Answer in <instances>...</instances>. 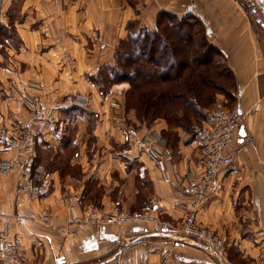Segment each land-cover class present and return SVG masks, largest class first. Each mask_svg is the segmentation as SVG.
Instances as JSON below:
<instances>
[{"label":"crops","instance_id":"obj_1","mask_svg":"<svg viewBox=\"0 0 264 264\" xmlns=\"http://www.w3.org/2000/svg\"><path fill=\"white\" fill-rule=\"evenodd\" d=\"M10 2L4 0V7L1 4L0 19L7 18L5 9ZM246 3L240 0H74L69 3L24 0L19 8L21 17L14 23L18 47H5L12 64L2 56L0 43V124L24 119L21 96L95 92L87 76L113 61L117 44L128 33L126 24L134 21L154 29L158 13L169 12L178 17L190 14L198 18L204 25L207 40L225 55L237 78L236 102L243 115L240 135L252 139L235 141L230 148L234 163L220 175L216 193L196 213L198 222L224 240L222 259L190 240L165 246L162 235L147 221L121 228L83 227L80 236L64 238L42 226L36 218L40 203L53 205L59 212L64 210L62 194L73 187L67 184L61 187L58 171L45 169L51 179L49 194L33 199L16 196L18 169L0 177V227L5 219L16 222L15 232L24 236L27 252L37 263L159 264L164 249L179 264L256 263L264 248V33L258 31L252 20L254 8L250 9ZM127 86L124 82L113 86L112 94L116 96L113 102L120 99ZM256 105L258 108L254 110ZM116 122L110 129L112 135L102 132L100 136L121 145L126 134L122 133L120 122ZM166 129L164 120H156L147 128L160 134ZM57 141L52 136H43L38 142V152L50 145L55 147ZM161 143L171 168L181 173L201 170L197 138H189L177 128L174 144L164 138ZM98 153L101 156L94 155L90 162L83 160V167L87 177L93 175L97 184L112 185L111 193L105 187L100 197L105 208L114 204L131 206L137 204L138 198L140 203L143 196H149L157 202L156 214L172 224L180 223L192 212L193 197L165 182L145 156H139L132 148L103 149ZM4 158L7 154L0 151V160ZM60 258L61 263L57 261Z\"/></svg>","mask_w":264,"mask_h":264},{"label":"built area","instance_id":"obj_2","mask_svg":"<svg viewBox=\"0 0 264 264\" xmlns=\"http://www.w3.org/2000/svg\"><path fill=\"white\" fill-rule=\"evenodd\" d=\"M26 117L21 125H0V144L2 151L9 154L7 159L0 162V173L7 175L19 170V178L15 187L18 197L27 199L39 198L47 193L50 176L41 165H37L36 143L43 136L58 138L62 134V121L59 115L61 100L44 104L42 99L24 98ZM68 105H85L86 98L77 96L67 97ZM257 105L254 107L256 110ZM208 117L199 127L198 147L202 168L199 172L186 170L179 172L171 168L161 147L159 137L148 134H135L132 149L139 156L148 158L159 171L161 178L193 197V210L177 225L160 222L153 214L155 202L149 199L144 204V213L129 212L114 204L108 210L93 204H82L77 193L63 192L62 205L65 215L58 216L52 207H43L36 215L37 220L47 227H55L63 236L79 235L81 227H123L136 221L151 222L162 235L165 246L190 240L196 245L209 249L217 257L223 258L225 242L215 231L197 221L196 213L201 210L209 197L215 194L220 182V175L235 161L230 148L240 138L250 142L252 139L240 135L242 112L238 105L229 106L226 100L214 102L208 110ZM0 264H32L26 257L25 239L20 234H13L10 223L6 222L0 229ZM159 264H179L171 257L168 249H164ZM255 264H264V248Z\"/></svg>","mask_w":264,"mask_h":264},{"label":"rangeland","instance_id":"obj_3","mask_svg":"<svg viewBox=\"0 0 264 264\" xmlns=\"http://www.w3.org/2000/svg\"><path fill=\"white\" fill-rule=\"evenodd\" d=\"M68 3L69 2H74V0H66ZM241 3L247 2L246 4L249 5L250 9L253 7L254 8V15H252V20L256 24V27L258 31H262L264 33V16L262 14V10L259 5L258 0H240ZM4 7V0H0V7ZM24 0H11L9 3V6L6 11V16L7 18L5 19H0V20H5L6 24L0 23V43H2L1 47V53L2 56L6 59H8L9 63L12 64L11 58H10V53L5 49V47H13L16 48L18 47V35L15 29V21L21 17L19 8L23 6ZM158 16V15H157ZM185 16H191L190 14L188 15H183L179 17H185ZM250 16V14H249ZM156 22L157 18L155 21V28H156ZM165 26H168L169 21L165 20L163 21ZM199 25H197L198 27ZM127 27V36L131 33L137 34L141 31V28H146L143 26H139L138 23L134 21H129L126 24ZM124 39V40H125ZM207 39V36H206ZM121 40L114 52L113 56V61L103 64L99 66L97 72L95 74H91L87 76V80L89 83H91L95 87V92H77V93H63V94H56L55 97H52L48 94L46 95H26V96H21V101L22 105L24 107L25 111V117H26V104L24 103V98L27 99H35V97L42 99L44 104H49L51 101L55 100H61L62 106L64 107L63 109L60 110V117L62 121V134L60 137L56 138L58 139V145L55 147L53 145H50L46 148H42L41 150H37L38 152V160L45 165L49 170L52 171H58L59 179L61 181V187L65 184L68 186H72L73 190H71L72 193H77L79 195V198L81 201H85L84 204H93L96 206L101 207L103 210H108L110 209L111 205L109 207L105 208L106 206L103 204H100V197L102 193L104 192L103 188L107 187V191H110L112 189V185L110 186H103L97 184V180L94 179L93 175L88 176V172H85V162L83 160H86L87 162H90L92 159H94V155L101 156L100 153L103 149H108V150H116V149H122V148H129L131 149L132 143H133V138L135 134L138 135H143V134H148L151 137H159L160 140L163 138L168 142V140L171 142L170 144H174L175 137L177 134V127H175L174 124H168L166 120L163 118H158L155 119L151 122H147V120H142L140 119L141 117H137V113L135 112L134 109L131 107H128V105H132V97L131 94L127 96L128 94V88H129V83L126 81H120V82H113L111 81V70L110 68L114 67L116 70H123L122 65L124 63V59H122L121 56H119V51L124 50V51H131L134 52L135 48H137V43L133 44L131 42H125L122 44ZM11 45V46H10ZM11 47V48H12ZM12 48V49H13ZM225 56V55H224ZM217 60L221 61L222 64L229 65L226 57L225 60L219 59L218 57H215ZM10 59V60H9ZM228 63V64H227ZM133 65V66H132ZM112 66V67H111ZM135 68V61L131 60V68ZM130 70V67L127 69ZM223 70V69H222ZM216 79V78H215ZM234 81L236 82L237 85V78L234 75V78L231 79L230 77H221L216 80L218 83L219 89H215L213 87H208L207 91L211 92V95L213 96L212 102L207 104L205 107H203V110H205V116H197L195 118H192L189 126V130H183L185 133L190 137V135H194L193 138L198 139V133L196 131V127H199L203 124V122L207 119L208 117V110L212 107L214 102L218 100H225L229 99L228 96L229 94L237 95V90L232 93L234 90ZM127 83L128 86L126 89H123L122 95L120 96L119 100H116L113 102L114 98L112 94V88L114 85L119 84V83ZM231 92V93H230ZM71 96L72 98H75L77 96L85 97L86 98V104L85 105H78V104H71L68 105V101L65 102L66 98ZM93 96V98H92ZM119 101V102H117ZM231 105L234 104L233 100L229 101ZM107 103V105H105ZM237 103V102H236ZM235 103V104H236ZM101 108V109H100ZM203 112V114H204ZM101 115H106L105 119L101 118ZM191 116V115H190ZM24 117V119H25ZM24 119L15 122H12L11 124H0L2 126H17L21 125ZM118 119V120H116ZM103 120V121H102ZM149 120V119H148ZM156 120H164L167 125V129L163 131L164 133H156L154 131H148L147 128L150 127ZM243 120V118H242ZM101 121V122H99ZM106 121V124L103 122ZM116 121L120 122V127L122 133L126 134L125 135V143L118 145L117 143L114 142L112 139H106L103 140L100 135L101 133H107L109 136L112 133L110 132V129L113 128V124H117ZM139 124V125H137ZM141 127L143 129H141ZM146 127V128H144ZM108 129V130H107ZM130 138V141H129ZM168 138V139H167ZM162 144V143H161ZM2 146L0 144V151H2ZM5 153V152H3ZM7 154V153H5ZM36 155V157H37ZM9 157V154H7V158ZM4 158V159H7ZM4 159H1L0 162ZM126 160H128V157H126ZM37 159L35 160V162ZM40 162H37V165H41ZM47 170V169H46ZM12 173V172H11ZM9 173V174H11ZM7 175H3L0 173V177H6ZM51 182V181H50ZM51 184L48 187L47 193H45L43 196L46 194H49V188ZM106 191V190H105ZM111 193V191H110ZM16 194V193H15ZM17 196V195H16ZM41 196V197H43ZM18 197V196H17ZM142 197V196H139ZM20 198V197H18ZM23 198V196H22ZM149 199H152L155 202V208H156V200L154 197H149V196H143L141 198V202L138 203L139 198L137 199V204H133L131 206H126L124 207L123 205H118L119 207H122L129 212H137V213H144V204L147 202ZM41 206L38 208L40 211L43 207H52L55 209V214L58 216L60 215L61 217L65 215L64 210L60 211L57 209V207L50 205V204H43L40 203ZM142 206V207H141ZM131 207V208H130ZM153 211V214L157 217V220L160 222H166L171 225H177L172 224V222L160 218L157 214L156 211ZM134 209V210H133ZM37 211V212H39ZM18 221V220H15ZM39 221V220H38ZM183 221V220H182ZM9 222L13 234H19L15 232V223L11 219H5L2 221V225L0 227L3 228L5 223ZM136 222H143L141 221H136ZM136 222H131V223H136ZM41 224V223H40ZM130 224V223H127ZM179 224V223H178ZM202 224V223H201ZM44 226L43 224H41ZM126 225V224H125ZM124 225V226H125ZM206 226V225H205ZM46 228H51L55 232L56 229L55 227H47ZM83 228V227H81ZM80 228V231L82 230ZM154 231H158V229L153 225L152 226ZM159 232V231H158ZM58 233V232H57ZM160 233V232H159ZM60 234V233H58ZM22 235V234H20ZM61 235V234H60ZM23 236V235H22ZM64 238H67L69 236H63ZM80 236V232L79 235ZM75 236V237H78ZM24 237V236H23ZM25 239V238H24ZM26 242V240H25ZM26 246V243H25ZM26 257L32 264H41L40 262H36L35 258L31 257L29 253L27 252L26 248ZM59 263H61L59 260H57Z\"/></svg>","mask_w":264,"mask_h":264},{"label":"trees","instance_id":"obj_4","mask_svg":"<svg viewBox=\"0 0 264 264\" xmlns=\"http://www.w3.org/2000/svg\"><path fill=\"white\" fill-rule=\"evenodd\" d=\"M165 20L169 21L168 26L163 23ZM125 42L137 43V48L134 52L119 51L124 59L123 70L111 66V81L129 83L127 96L131 94L133 103L128 107L147 122L163 118L188 131L192 118L204 117L203 107L212 102L211 92L205 89L218 90L217 79L234 78L230 66L215 58L226 62L224 54L206 39L204 25L195 16L159 12L156 28H141L137 34L130 33L122 44ZM131 60L135 61V68H131ZM235 90L234 81L232 93ZM228 98V105L234 106L236 95L229 94ZM37 146L38 143L36 154Z\"/></svg>","mask_w":264,"mask_h":264},{"label":"water","instance_id":"obj_5","mask_svg":"<svg viewBox=\"0 0 264 264\" xmlns=\"http://www.w3.org/2000/svg\"><path fill=\"white\" fill-rule=\"evenodd\" d=\"M258 1H259L260 8H261V10H262V14H263V16H264V0H258ZM241 134H242V132H241ZM242 136H243V134H242ZM62 260H63L62 258L59 259L60 262H61Z\"/></svg>","mask_w":264,"mask_h":264}]
</instances>
